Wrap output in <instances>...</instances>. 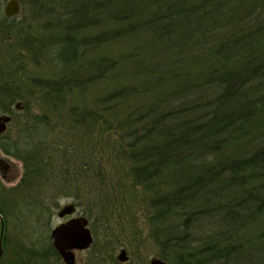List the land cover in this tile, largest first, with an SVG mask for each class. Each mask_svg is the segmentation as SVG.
<instances>
[{
	"label": "trees",
	"instance_id": "1",
	"mask_svg": "<svg viewBox=\"0 0 264 264\" xmlns=\"http://www.w3.org/2000/svg\"><path fill=\"white\" fill-rule=\"evenodd\" d=\"M19 2L55 18L48 44L23 45L37 64L48 58L55 69L53 78L31 82L46 101L94 93L97 103L82 109L83 120L117 130L113 147L149 195L150 234L161 257L264 264V0ZM26 69L23 62L9 72L15 89ZM45 117L1 144L25 162L16 190L42 187L39 179L59 167L69 171L54 166ZM17 204L22 213L41 208Z\"/></svg>",
	"mask_w": 264,
	"mask_h": 264
},
{
	"label": "rangeland",
	"instance_id": "2",
	"mask_svg": "<svg viewBox=\"0 0 264 264\" xmlns=\"http://www.w3.org/2000/svg\"><path fill=\"white\" fill-rule=\"evenodd\" d=\"M5 2L0 0V75L7 83L0 76V114L9 115L11 122L3 137L15 140L27 132L37 120L36 116H46L40 123L45 131L43 134L48 136L46 147L52 148L51 154L57 163L54 166L58 168L59 163L69 171L65 175V168L59 167L54 177L48 173L39 179L41 183L45 182L42 187L31 189L23 185L16 190L25 173V162L13 159L11 167L18 170L17 178L7 182L0 177V210L7 220L9 241L0 264H65L51 248L49 236L54 227L68 219L59 218L58 212L70 203L77 208L75 216H86L90 220L94 236L89 249L75 251V264H150L154 257L165 261L150 234L149 195L135 185L128 173L129 163L122 161L113 147L118 139L117 130L105 132L83 120L87 117L82 109L92 108V104L97 103L93 102L94 93L86 100H81L76 92L73 101H64L60 96L46 101L45 90L30 80L31 76L44 74L53 78L55 74L48 58H39L37 64L32 59L33 52L23 46L31 39L36 41V47L48 44L47 36L52 32L54 16L38 13L20 2V13L5 21ZM20 54L23 60L18 58ZM23 62L27 78L20 82L14 77L18 83L15 89L9 72L14 66H23ZM102 87V84H96L93 90L99 93ZM9 92H12L11 96ZM70 106L78 108V115ZM52 184L58 188H50ZM18 200L35 202L41 208L37 214L22 213ZM121 249L127 250V261L119 260Z\"/></svg>",
	"mask_w": 264,
	"mask_h": 264
},
{
	"label": "water",
	"instance_id": "3",
	"mask_svg": "<svg viewBox=\"0 0 264 264\" xmlns=\"http://www.w3.org/2000/svg\"><path fill=\"white\" fill-rule=\"evenodd\" d=\"M21 11L19 0H6L3 13L6 18H13ZM11 117L3 115L0 117V135L6 130L10 123ZM76 206L73 203L64 205L58 212V216L63 218L72 215L76 212ZM1 220V238H0V255L2 254V237L4 232V220L0 215ZM88 221L84 217L72 218L65 223H62L52 230L53 245L55 250L63 259L65 264H75L74 250L87 249L93 242V237L90 229L87 227ZM119 260L124 262L128 260L127 251L121 249L118 256ZM150 264H168L166 261L154 257Z\"/></svg>",
	"mask_w": 264,
	"mask_h": 264
},
{
	"label": "flooded vegetation",
	"instance_id": "4",
	"mask_svg": "<svg viewBox=\"0 0 264 264\" xmlns=\"http://www.w3.org/2000/svg\"><path fill=\"white\" fill-rule=\"evenodd\" d=\"M3 115H5L4 113L3 114H0V117L1 116H3ZM11 122V121H10ZM4 134L5 133H2L1 135H0V177L3 179V180H8V181H12V180H14V179H16L17 178V175H18V170H15L13 167H11V165H12V163H13V159H19V160H22V159H20L19 157H16V156H14V155H12V154H10V153H8V152H6L4 149H3V147L1 146V144H7V143H9L10 142V139H7V138H5V137H3L4 136ZM8 174H10V175H8ZM12 174V175H11ZM23 175H24V173H23ZM11 176V177H10ZM23 177V176H22ZM7 181V182H8ZM76 213H77V209H76V212L75 213H73L72 215H69V216H65V217H63V218H61V219H65V218H68L67 220H65L64 222H61L60 224H62V223H65L66 221H68V220H70V219H72V218H79V217H84V218H86L87 219V221H88V228L90 229V231H91V234H92V237H93V242H92V244L87 248V249H89L92 245H93V243H94V236H93V233H92V230H91V228H90V220L86 217V216H82V215H77V216H75L76 215ZM0 215L2 216V218H3V220H4V232H3V237H2V254L0 255V258H1V256L3 255V253H4V249L6 248V245L8 244V239H7V220H6V218H5V216H4V214L2 213V211L0 210ZM59 217V216H58ZM60 218V217H59ZM59 224V225H60ZM1 226H2V224H1V220H0V238H1ZM58 226V225H57ZM56 226V227H57ZM55 228V227H54ZM53 228V229H54ZM52 229V230H53ZM52 230H51V232H50V236H49V238L51 239V241H52V244H51V248L53 249V251H54V253L56 254V255H58V256H60L58 253H57V251L55 250V247H54V245H53V237H52ZM84 250H86V249H84ZM75 251H82V250H74V254H75ZM127 251V250H126ZM61 258V257H60ZM62 259V258H61ZM63 260V259H62ZM64 262V261H63ZM75 263H76V256H75Z\"/></svg>",
	"mask_w": 264,
	"mask_h": 264
}]
</instances>
